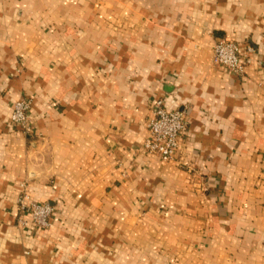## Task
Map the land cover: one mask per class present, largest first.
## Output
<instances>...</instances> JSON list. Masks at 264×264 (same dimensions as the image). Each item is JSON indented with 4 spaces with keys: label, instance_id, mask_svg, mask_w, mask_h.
Here are the masks:
<instances>
[{
    "label": "crops",
    "instance_id": "obj_1",
    "mask_svg": "<svg viewBox=\"0 0 264 264\" xmlns=\"http://www.w3.org/2000/svg\"><path fill=\"white\" fill-rule=\"evenodd\" d=\"M159 98L186 112L169 161L143 148ZM24 195L49 227H19ZM0 264H264V0H0Z\"/></svg>",
    "mask_w": 264,
    "mask_h": 264
},
{
    "label": "built area",
    "instance_id": "obj_2",
    "mask_svg": "<svg viewBox=\"0 0 264 264\" xmlns=\"http://www.w3.org/2000/svg\"><path fill=\"white\" fill-rule=\"evenodd\" d=\"M250 45L241 48L239 43L221 37L216 39L212 49L214 63L223 65L235 75L242 77L246 67L251 61ZM32 99L24 97L13 105L10 117L11 124L23 131H27L30 123L29 111ZM148 137L144 141L143 148L146 152L169 161L177 157L184 148V132L187 129L186 112L181 108L167 109L163 99H156L152 104V117L148 124ZM27 199V196H24ZM22 211L27 210L32 221L39 226L49 223L53 206L49 203L32 202L22 205ZM24 221V220H23Z\"/></svg>",
    "mask_w": 264,
    "mask_h": 264
},
{
    "label": "rangeland",
    "instance_id": "obj_3",
    "mask_svg": "<svg viewBox=\"0 0 264 264\" xmlns=\"http://www.w3.org/2000/svg\"><path fill=\"white\" fill-rule=\"evenodd\" d=\"M225 38V37H224ZM213 49V48H212ZM245 75V74H244ZM243 75V76H244ZM242 76V77H243ZM25 196V195H24ZM32 202H37V201H30V199H24V197L22 198V201L20 202V207L24 204V205H29V203H32ZM38 203H49V204H51L52 206H53V213L50 215V219H49V223L46 225V226H39V225H36L33 221H32V219H31V216H29L28 215V212H27V210H25V211H22V210H20L21 211V214H22V216H20V218H19V221H18V225H19V227H21V228H26L27 227V225L29 224V223H31V224H33L34 226H36V227H43V228H47V227H49L50 226V224H51V219H52V217H53V214H54V212H55V206L52 204V203H50V202H48V201H45V202H38ZM21 209V208H20ZM24 220V221H23ZM117 252V251H116Z\"/></svg>",
    "mask_w": 264,
    "mask_h": 264
}]
</instances>
